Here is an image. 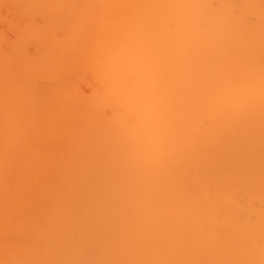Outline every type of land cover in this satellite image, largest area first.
<instances>
[{
  "label": "bare ground",
  "instance_id": "obj_1",
  "mask_svg": "<svg viewBox=\"0 0 264 264\" xmlns=\"http://www.w3.org/2000/svg\"><path fill=\"white\" fill-rule=\"evenodd\" d=\"M202 3L248 7L236 29L154 37L219 49L234 68L225 109L202 108L195 150L179 161L154 157L147 121L120 128L92 74L45 70L85 29L112 48L126 6L165 5L141 11L180 22ZM262 16L264 0H0V264H264ZM33 98L49 108L58 159L30 143Z\"/></svg>",
  "mask_w": 264,
  "mask_h": 264
},
{
  "label": "snow or ice",
  "instance_id": "obj_2",
  "mask_svg": "<svg viewBox=\"0 0 264 264\" xmlns=\"http://www.w3.org/2000/svg\"><path fill=\"white\" fill-rule=\"evenodd\" d=\"M126 7L111 21L121 29L112 48L103 34L85 29L72 46L43 62L45 70L61 73L71 67L77 73L92 74L102 84V93L112 98L108 107L115 123L135 133L147 121L150 132L146 141L154 157L179 161L186 151L195 150L202 108L225 109L226 100L231 98L228 84L234 68L219 49L205 46L194 52L187 45L170 49L155 43L154 37L181 27L191 33L206 34L218 31L224 24L236 29L237 21L244 19L242 10L248 6L202 3L195 6L199 9L195 15L180 22L156 11H141L168 7L165 5ZM247 22L255 23L251 19ZM261 27L264 28V16ZM113 51L126 55L117 58ZM261 78L264 81V67ZM33 105L37 118L31 125L30 143L40 145L41 154L48 161L62 157L56 129L46 118L48 106L35 98ZM241 118L242 112L235 105L231 122Z\"/></svg>",
  "mask_w": 264,
  "mask_h": 264
}]
</instances>
